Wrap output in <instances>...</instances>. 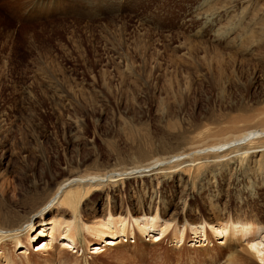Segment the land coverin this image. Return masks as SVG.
<instances>
[{"label": "rangeland", "instance_id": "rangeland-1", "mask_svg": "<svg viewBox=\"0 0 264 264\" xmlns=\"http://www.w3.org/2000/svg\"><path fill=\"white\" fill-rule=\"evenodd\" d=\"M231 1L230 11L218 10ZM263 25L264 0H0L2 211L23 220L26 199L64 178L67 166L124 172L150 156L194 151L191 143L226 122L256 114L264 108ZM249 156L227 174H188L184 165L176 175L124 177L94 192L81 214L158 208L178 227L223 218L264 224V160ZM22 238L21 247L6 243L10 261L0 264H62L58 251H41L46 237ZM193 238L188 232L177 247L171 235L154 243L137 235L94 254L80 237L78 264H243L247 257L243 245H220L210 232L207 247Z\"/></svg>", "mask_w": 264, "mask_h": 264}, {"label": "bare ground", "instance_id": "bare-ground-1", "mask_svg": "<svg viewBox=\"0 0 264 264\" xmlns=\"http://www.w3.org/2000/svg\"><path fill=\"white\" fill-rule=\"evenodd\" d=\"M232 7L233 1L218 10L225 13ZM249 29L251 30V28ZM259 30L264 32V25L259 27ZM211 134L208 133V137H201L204 140L191 143V146H197L194 151L190 149L189 145L190 150L187 154L177 151L178 154L163 156V159L159 156H150L146 160L148 164L144 163L145 165L141 167L130 168L124 172L116 173L110 167L88 166L81 173L80 168L76 171L72 166H67L65 168L67 175L64 178L56 180L49 188L45 184L46 188L42 186L41 193L37 190L29 199H26L23 204L28 205L30 209L27 214L24 212L27 216L23 220H18V214L14 211L4 212L0 208V259L4 260L5 258L6 261H10L4 252L6 243L21 247L24 244L22 236L27 237V235L30 244L35 243L38 237H46L45 241L47 242H42L44 245L43 248H40L41 251L43 253L49 250L54 253L58 251L60 263L70 264L72 260L70 257H72L75 264H78L81 252L80 237L83 238L84 245L86 243L88 248L93 247L94 254H101L109 246L119 243L124 246L126 242L137 235L141 239H146V242L153 241V243L162 241L171 235L174 245L180 247L187 241L188 232L194 236L192 240L194 246L204 248L210 244L208 239V232H210L221 242L218 243L220 245L229 243L243 245V253L245 256L247 255L246 258H243V264H264V224L261 223H252L241 219L233 221L231 218L225 221L223 218L222 221L217 220L215 224L205 221L198 225L185 220L182 226L178 227L172 222H165V218H162L158 208L154 211L150 209L147 214L142 213V216H133L129 210L123 214L122 211L116 209L112 211L109 208L102 212L94 211L92 216L81 214L83 208L87 206L88 198L94 192L103 191L108 183L115 184L117 180H123L124 177L157 176L161 172L176 175L178 168H182L184 165L188 174H192V172L197 174L204 170L203 173L211 172V175L214 176L215 172L227 174L235 161L242 162L246 157L250 160L249 155L256 159L257 155H260L259 160L255 161L256 164L264 160V108L258 110L256 114L233 118L225 123L223 129L213 130ZM207 139L210 140L204 142ZM258 173L264 175V167L259 168ZM2 194L5 200L3 205L8 208L12 199L9 198L7 190H4ZM37 232L38 234L34 236ZM93 242L97 244L93 245ZM51 245L53 246L51 247ZM29 250L28 247L26 255ZM233 261L235 260L230 262ZM8 264L14 263L8 262Z\"/></svg>", "mask_w": 264, "mask_h": 264}]
</instances>
